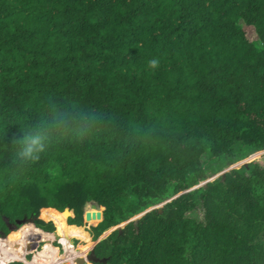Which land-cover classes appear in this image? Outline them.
Returning a JSON list of instances; mask_svg holds the SVG:
<instances>
[{"label": "trees", "instance_id": "16d2710c", "mask_svg": "<svg viewBox=\"0 0 264 264\" xmlns=\"http://www.w3.org/2000/svg\"><path fill=\"white\" fill-rule=\"evenodd\" d=\"M0 264H264V0H0Z\"/></svg>", "mask_w": 264, "mask_h": 264}, {"label": "clouds", "instance_id": "9594fccd", "mask_svg": "<svg viewBox=\"0 0 264 264\" xmlns=\"http://www.w3.org/2000/svg\"><path fill=\"white\" fill-rule=\"evenodd\" d=\"M159 65V60L156 58H153L149 61V66L152 69H156ZM22 139L27 140L26 137L22 136ZM42 149V145L40 143V138L39 137H34L31 139L30 143H27L23 149V154L25 156H32L34 152L40 151Z\"/></svg>", "mask_w": 264, "mask_h": 264}, {"label": "rangeland", "instance_id": "374dc122", "mask_svg": "<svg viewBox=\"0 0 264 264\" xmlns=\"http://www.w3.org/2000/svg\"><path fill=\"white\" fill-rule=\"evenodd\" d=\"M249 156H250V154L247 155L246 157L242 158V160L240 162L241 167L244 166V165H247V161L248 162L257 161L258 163H262V161H263V156L259 152L254 154V155H252L250 158H248Z\"/></svg>", "mask_w": 264, "mask_h": 264}]
</instances>
